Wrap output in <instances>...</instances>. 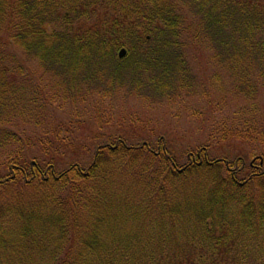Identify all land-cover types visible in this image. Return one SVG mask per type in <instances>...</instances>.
<instances>
[{
	"label": "trees",
	"instance_id": "obj_1",
	"mask_svg": "<svg viewBox=\"0 0 264 264\" xmlns=\"http://www.w3.org/2000/svg\"><path fill=\"white\" fill-rule=\"evenodd\" d=\"M187 39L214 50L249 102L220 142L260 146L252 163L211 156L212 140L178 155L162 138L94 134L84 164L59 139L71 128L60 102L198 96ZM32 63L54 94H27ZM260 84L262 0H0V264H264ZM20 124L55 138L41 143Z\"/></svg>",
	"mask_w": 264,
	"mask_h": 264
},
{
	"label": "rangeland",
	"instance_id": "obj_2",
	"mask_svg": "<svg viewBox=\"0 0 264 264\" xmlns=\"http://www.w3.org/2000/svg\"><path fill=\"white\" fill-rule=\"evenodd\" d=\"M123 49L125 48L118 50V58ZM187 56L198 79L197 86L200 88L198 96L153 103L136 94H129L126 97V93L120 90L115 98L101 97L78 106L69 105L67 101L60 102L61 104H55L61 107L60 120L64 124L70 122L71 128L66 127L70 130L68 133H60L59 139L75 142L76 147L72 149V153L80 154L84 164H88L92 159L94 146L89 152L84 146L91 143L90 140L94 134H111L116 137L125 134L133 141H140L144 137L154 141L162 138L167 141L170 150L178 155L186 153L188 148H194L212 140L211 156L225 157L229 160L244 157L252 163L254 160L251 154L253 156V153H257L260 146H250L233 138L220 142L221 129L226 128L228 131L233 126L240 108L247 110L246 107L249 105V102L235 91V80L232 74L220 64L214 50L207 44H196L187 39ZM27 71L30 74L27 76L29 82L26 84L27 94L30 97L34 98L36 93L40 96L45 91L50 95L55 93V83L49 76L41 75L35 63H32L31 69ZM259 90L258 119L264 123V84L259 85ZM202 93L208 96L205 97L201 95ZM27 109H25L26 112H29ZM29 117L31 116L27 118ZM52 123V117L51 121L42 122L47 126H52ZM18 130L27 134L28 137L39 139L41 143L45 137L51 140L55 138V134L50 132L46 134L43 128L35 125L20 124ZM65 151H67L64 157L66 163H58L61 169L66 168L71 161L67 157L71 150ZM14 191L15 188L11 186L3 192V201L7 205H13L16 197ZM29 191L24 193L27 195ZM16 225V220L11 219L8 225L3 226L4 231L17 229Z\"/></svg>",
	"mask_w": 264,
	"mask_h": 264
},
{
	"label": "water",
	"instance_id": "obj_3",
	"mask_svg": "<svg viewBox=\"0 0 264 264\" xmlns=\"http://www.w3.org/2000/svg\"><path fill=\"white\" fill-rule=\"evenodd\" d=\"M127 51L125 49L121 50L120 54H119V58L122 59L126 56Z\"/></svg>",
	"mask_w": 264,
	"mask_h": 264
}]
</instances>
